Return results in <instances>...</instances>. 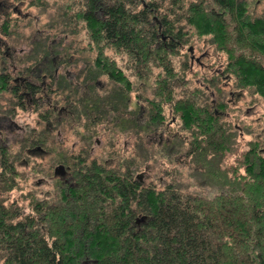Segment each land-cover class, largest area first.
<instances>
[{"label":"trees","instance_id":"1","mask_svg":"<svg viewBox=\"0 0 264 264\" xmlns=\"http://www.w3.org/2000/svg\"><path fill=\"white\" fill-rule=\"evenodd\" d=\"M145 1L84 0L75 19L98 46L99 76L126 85L105 51L125 55L139 84H149L158 97L155 106L169 104L179 115L189 157L218 194L207 199L173 185L144 189L88 168L81 200L45 226L15 223L12 210L0 206L2 264H264V138L248 141L236 165L225 166L243 129L226 115L230 101L222 92L215 104L211 95L197 93L204 87L196 89L187 77L189 61L179 69L173 61L190 36L209 35L226 60L206 84L216 87L227 76L264 101V16L252 19L240 0ZM160 7L167 14L153 18ZM135 210L147 216L140 227L133 223Z\"/></svg>","mask_w":264,"mask_h":264},{"label":"flooded vegetation","instance_id":"2","mask_svg":"<svg viewBox=\"0 0 264 264\" xmlns=\"http://www.w3.org/2000/svg\"><path fill=\"white\" fill-rule=\"evenodd\" d=\"M24 1L0 0V12L6 18L0 33H9L13 16L30 18L20 8ZM7 43L0 36V93L9 94L13 101L7 108H0V206L12 210L15 219L25 209L18 202L14 207L8 206L4 200L19 190V181L27 180L30 186L27 194L21 191L30 201V213L20 221L49 224L51 215L56 216V212L62 213L63 209L75 205L76 200H81L82 182L88 168L100 169L103 178L106 173H113L111 175L118 179L129 178L141 188H148L145 182L150 178L151 162L145 159L144 140L149 148L153 144L159 146L167 161L176 154L182 157V162L188 163L191 159L188 160L189 138L181 133L183 123L179 115L174 114L167 103L171 109L169 114L163 103L161 108L156 107L157 102H154L158 97L143 98L144 105L140 99L139 76L135 73L123 74L126 79L123 85L108 74L99 76L94 67L95 59L86 61L83 70L77 68L72 72L70 69L76 68L78 61L66 54L70 47L60 51L40 41L33 55L21 56L24 51L18 55ZM194 51L189 48L191 66L199 64L204 69L201 59L205 55L196 57ZM222 77L229 85L231 79ZM103 78L112 88L114 86L113 90L102 88ZM131 78L137 82H132ZM205 80L206 76L200 83L204 90L197 93L210 92L215 104L218 95L210 91ZM224 90L222 87L218 93ZM29 110L36 115L37 124L32 127L18 124L19 111ZM70 124H79L78 129L84 134L74 128L78 145L74 143L69 147L65 141L58 147L55 139L61 134L60 128ZM122 138H125L123 143ZM149 139L151 142L147 141ZM146 218L135 210L133 223L140 227Z\"/></svg>","mask_w":264,"mask_h":264},{"label":"rangeland","instance_id":"3","mask_svg":"<svg viewBox=\"0 0 264 264\" xmlns=\"http://www.w3.org/2000/svg\"><path fill=\"white\" fill-rule=\"evenodd\" d=\"M83 1L84 0H26L22 6L20 5V8H22V12H25V14L28 13L30 18L25 20L22 16H19V18L15 17L17 15L13 16L10 18L11 22L9 27L10 30L8 31L9 33L7 35L0 33V36L8 41L7 44L15 48V50L19 53L18 55L24 51L21 56H28L35 53L40 41L50 43L60 51L65 50L66 47H70V51H65L66 54L76 59L75 61H78L76 64L77 67L75 68L74 66L70 70L72 72H75L77 68L83 70V68L87 66L86 61L93 62V59H96L98 54V46L94 42L90 41L84 22H77L75 19L77 12L81 11L84 7ZM188 1L193 2L198 0ZM241 1L243 2L245 0H240V2ZM246 1L245 8L252 16V19L263 16L264 0ZM30 3H33V6H31ZM188 4L189 3L186 5ZM164 6L168 9V4H165ZM163 7L159 8L160 13L156 12L153 18H161V16H165L167 14V11ZM187 7L188 6H186V8ZM4 19L6 18L2 17V13L0 12V28L5 22ZM189 39L190 42L183 45L181 50L182 53L179 54V56L174 57L173 61H175L177 67L183 64V62L189 61L190 69L186 72L187 77L193 80L192 85L193 87L196 86L197 89V87L201 88L202 84L200 83L203 77L206 76V78H211L226 59L223 52L218 51L217 47H215L212 43L211 36L205 35L198 37L194 35L190 36ZM189 48H194V54L196 57L205 55V58L201 59L205 64L204 69L200 68L199 64L191 66V54L189 52ZM105 52L111 60H115L117 62V66L123 70L125 75L129 74V72L132 74L134 73L131 68V70L128 69L129 63L127 56L116 55L112 50H107ZM25 59L27 58L25 57ZM131 80L132 82H137L135 79L131 78ZM225 80V77H222V81L219 80V83L218 80H216V87H211L210 84L208 85L210 86V91H215L216 94L222 87L225 88V90L221 92L223 95H226V100L228 102L230 101V108L227 110L226 115L228 116V119L232 120L233 124L238 123L241 125L240 127L243 128H240L241 132L238 140L239 146L236 147L234 153L229 154L225 161V166H234L236 165V160H238L242 152L247 150L248 141L261 140L264 138V101L258 94H253V90L245 89L241 91L236 88L233 80L229 81V85H226L224 82ZM101 82L103 83L102 88L106 91L113 90L114 86L112 88V85L107 83L104 78L101 79ZM219 85L220 87H218ZM134 87L136 88V86ZM139 87L141 102L146 105L143 98L154 99L152 95V88L149 84H139ZM179 91L180 89L177 88V92ZM209 95L210 92L207 96ZM12 102L13 101L11 100L9 94L0 93V108H7ZM164 106V110L167 114H169L171 110L170 107ZM236 107H240L241 109L236 111ZM32 113L33 112L30 110L25 112L19 111V115L16 118L18 124H30V127L37 124L36 115ZM78 127L79 124H70L69 126L64 125L61 127L59 131L61 134L55 139L57 146L59 147V144L62 142L65 144V141L68 143L69 147L73 146L74 143L75 145H78L79 138L76 136L74 128H77L76 130L79 134H84V132L81 129H78ZM181 133L184 137L187 134V132L184 131ZM124 139L125 138H122V143ZM151 140L149 139L147 141L151 142ZM145 142L146 140H144L145 159L147 162L148 160L151 162L149 167L150 178H147L145 183H148V185L152 184V186L159 190H162L163 188L165 189L167 185L172 184L175 189H178L181 193L198 195L207 199H213L218 194V190L215 186H210L202 180L199 175V169L192 162L190 157L188 158V160L190 159L188 163H185V160L182 162L180 160L182 157L178 154L175 156L177 157V160L174 156H171L172 158L169 159L170 161H167V158L162 157V149H159V146L153 144L152 147L149 148L147 146L149 143L145 144ZM98 151L99 150H96V152ZM151 157L153 158V161L150 160ZM19 171L24 172L25 169L19 168ZM161 179L164 182L161 181ZM19 183V190L4 200L5 204L7 203L8 206L14 207L16 206V202H18L21 208L25 209L24 212H22L23 210L19 212L20 217L18 219L14 218L13 222L15 223L24 219L25 216L30 213V201L21 193V191H23V193L27 194V191L30 189V186L27 185L29 182L24 180L22 182L19 181ZM45 225L41 224V226ZM2 263L3 261H0V264ZM88 263H90L89 260H86L83 264Z\"/></svg>","mask_w":264,"mask_h":264}]
</instances>
